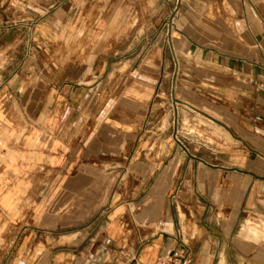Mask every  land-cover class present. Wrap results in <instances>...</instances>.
Segmentation results:
<instances>
[{
  "label": "crops",
  "instance_id": "obj_1",
  "mask_svg": "<svg viewBox=\"0 0 264 264\" xmlns=\"http://www.w3.org/2000/svg\"><path fill=\"white\" fill-rule=\"evenodd\" d=\"M223 1L0 0V264H155L182 244L191 264H264V0ZM174 10L173 109L224 131L219 157L145 151L162 141L140 130L167 105ZM134 158L153 196L174 183L184 219L152 204L135 234L133 182L120 201L116 184Z\"/></svg>",
  "mask_w": 264,
  "mask_h": 264
},
{
  "label": "rangeland",
  "instance_id": "obj_2",
  "mask_svg": "<svg viewBox=\"0 0 264 264\" xmlns=\"http://www.w3.org/2000/svg\"><path fill=\"white\" fill-rule=\"evenodd\" d=\"M223 0H221L222 3ZM224 5V1H223ZM163 98L164 95H161V99H156V104L158 103L160 115L157 120L146 121L144 126L140 130V134H152V135H162L160 142L152 143L149 147L145 149V151L151 152H167V150H174L178 149L179 153L183 156L189 157L191 154H194V150L198 148V150H211L214 152L216 156H220L223 152L227 154L230 150V145L228 143H224L222 141V133L224 131L221 128L214 127L213 129H207L203 123L200 121L198 123H192L189 116L184 112L177 113L179 114V118H181L178 124H173V116L175 113L173 112L172 108H174V101L169 99V96L166 98V104L163 105ZM168 104H170L168 106ZM147 122V123H146ZM196 138V139H195ZM230 139V138H229ZM139 144V143H138ZM141 144V143H140ZM136 150V149H135ZM140 151V150H136ZM151 163L153 162L155 168H162L165 164H158L157 160H150ZM155 161V162H154ZM177 165L180 161L179 158H176ZM149 160L146 159H137L134 158V173L131 175L130 173H123L118 174L117 176V198L120 201L121 199H125V192L123 191V187L125 184H129L133 182L134 185V192H133V205L130 206V210L134 217V232L135 234L137 231L141 230V225L138 223V216L141 212L148 209L149 205L157 204L159 205L158 208H167L170 212L176 211L179 213V216L184 219L183 211L180 207V204L177 199L176 195V186L172 181H167L165 186L166 190L162 192V195L153 196L151 188L153 187V183L157 175H143L141 172L143 171V166L147 165ZM176 164L173 165V168L177 166ZM209 165H215V161L210 162ZM160 166V167H159ZM236 170H241L240 167H235ZM105 209L107 207L102 208V214H104ZM209 209L212 213H219L221 207H217L215 205H210ZM221 213V212H220ZM125 214V213H124ZM97 218V216H96ZM110 216L106 214L102 217L101 221L95 223L93 220L86 224V230L91 233L83 242L82 248L85 249V256L86 258L90 256L93 252V248L97 240L94 238V233L101 232L104 233L110 225ZM123 226V225H122ZM160 229V225H154L150 232L151 234ZM113 246V245H112ZM110 246V247H112ZM136 246V245H135ZM130 262V261H129ZM128 262V263H129Z\"/></svg>",
  "mask_w": 264,
  "mask_h": 264
},
{
  "label": "built area",
  "instance_id": "obj_3",
  "mask_svg": "<svg viewBox=\"0 0 264 264\" xmlns=\"http://www.w3.org/2000/svg\"><path fill=\"white\" fill-rule=\"evenodd\" d=\"M176 11H172V13L167 17L163 24L164 34H165V44L170 50L171 54V62H172V71L170 75V82H169V99L174 101V93L176 90V86L178 83V76H179V61L176 55L173 52L171 47V36L170 32L174 26V19H175ZM173 112L175 113L174 109L172 108ZM173 124L179 123L178 114L176 112L175 116H173L172 120ZM182 244V243H181ZM127 264H143L136 259H132ZM155 264H191L190 254L185 250L184 245L179 246L166 254H164L161 258H159Z\"/></svg>",
  "mask_w": 264,
  "mask_h": 264
}]
</instances>
